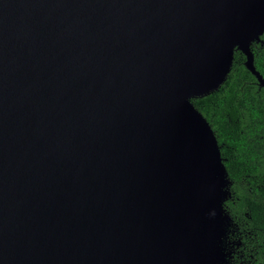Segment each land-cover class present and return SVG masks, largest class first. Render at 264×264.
Wrapping results in <instances>:
<instances>
[{"label":"water","instance_id":"95a60500","mask_svg":"<svg viewBox=\"0 0 264 264\" xmlns=\"http://www.w3.org/2000/svg\"><path fill=\"white\" fill-rule=\"evenodd\" d=\"M264 0H0V264H225L227 179L191 100Z\"/></svg>","mask_w":264,"mask_h":264},{"label":"trees","instance_id":"16d2710c","mask_svg":"<svg viewBox=\"0 0 264 264\" xmlns=\"http://www.w3.org/2000/svg\"><path fill=\"white\" fill-rule=\"evenodd\" d=\"M264 80V34L250 46ZM234 51L230 72L206 97L191 100L210 126L226 172L228 196L217 248L225 264H264V87Z\"/></svg>","mask_w":264,"mask_h":264}]
</instances>
